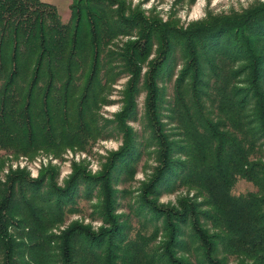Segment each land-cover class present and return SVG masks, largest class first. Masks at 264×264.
Here are the masks:
<instances>
[{
  "label": "trees",
  "instance_id": "obj_1",
  "mask_svg": "<svg viewBox=\"0 0 264 264\" xmlns=\"http://www.w3.org/2000/svg\"><path fill=\"white\" fill-rule=\"evenodd\" d=\"M69 9L64 21L49 2L0 0V170L8 154L122 142L100 172L74 164L63 184L54 167L0 174V264H264V1L186 26L127 0ZM122 75V106L103 117ZM142 92L143 137L130 124ZM148 148L124 217L116 184ZM239 178L254 188L234 193ZM81 188L97 191L96 228L65 223Z\"/></svg>",
  "mask_w": 264,
  "mask_h": 264
},
{
  "label": "rangeland",
  "instance_id": "obj_2",
  "mask_svg": "<svg viewBox=\"0 0 264 264\" xmlns=\"http://www.w3.org/2000/svg\"><path fill=\"white\" fill-rule=\"evenodd\" d=\"M52 3L56 6L62 20L66 21L69 18V5L71 0H42ZM133 6H138L146 12V14L153 12L162 20L173 18L179 21L183 26L190 22H195L204 19L208 13H229L231 11H240L246 8L254 1L264 0H127ZM126 38V36H118V39ZM126 76L122 75L118 80L111 84L107 93V102L100 105V114L103 117L112 118L122 106L121 102V89ZM166 93L168 96L172 94V83H167ZM143 92L138 96V120L130 121V124L139 132L143 137L145 131L140 118L143 111ZM146 134V133H145ZM143 141V138H142ZM122 142L119 135L112 134L105 138H96L85 150L78 148L67 147L63 152L56 156L51 152L40 151L34 155H13L8 154L3 159L2 169L0 170L1 176L6 173L10 168H20L26 170L31 176H38L48 167H54L56 170V181L63 184L64 180L70 175L72 168L77 164H84L86 169L91 173H98L101 170L106 156L113 150H116ZM148 151V152H147ZM150 148L144 150L139 156L136 164V171L129 179L124 174H120L117 187L119 188L118 201H120L119 211L124 213V217L129 211L128 203L134 201L137 195L138 187L141 182L146 181V177L151 173L152 166L154 165L153 155ZM251 182L239 178L232 191L234 193L243 192L253 189ZM79 191L76 197L78 209L75 212L67 213L65 223L73 218L84 219L91 227H98L102 225L100 221L91 219L90 214L93 212L94 204L97 202V191L87 192V190ZM125 191H124V190ZM180 192V191H179ZM178 191L167 192L160 196V201H175ZM147 233H150L151 226H148Z\"/></svg>",
  "mask_w": 264,
  "mask_h": 264
}]
</instances>
